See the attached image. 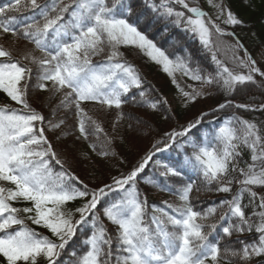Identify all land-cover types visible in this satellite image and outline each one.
Instances as JSON below:
<instances>
[{"label": "snow or ice", "instance_id": "obj_1", "mask_svg": "<svg viewBox=\"0 0 264 264\" xmlns=\"http://www.w3.org/2000/svg\"><path fill=\"white\" fill-rule=\"evenodd\" d=\"M207 2L216 9V20L243 26L223 0ZM161 23L165 32L171 24L198 40L210 55L212 70L194 63L190 52L170 55L158 46L147 33ZM2 34L33 45L19 58L0 45V93L19 106H0V257L6 264H253L256 258V264H264V195L255 190L264 189V135L257 123L235 113L214 127H202L229 105L264 112V104L219 103L179 131L165 133L166 139L157 141L164 147L153 145L161 152L176 145L171 163L153 161L156 151H149L126 174L96 188L72 171L69 157L62 158L45 134L62 140L70 134L62 129L74 116L76 140L87 141L97 156L115 158L112 146L118 137L109 136L102 122L89 115L86 103L99 105L104 113L116 110L114 132L125 119V104L138 102L152 111L168 106L166 99L146 98L142 73L122 49L160 66L185 109L211 89L233 96L241 86L255 84L256 75L264 77L235 32L216 23L198 0H12L0 6ZM224 36L234 38L228 46L232 68L218 56ZM177 72L209 91L191 86L186 91L177 83ZM165 119H172L170 106ZM89 137L103 138L107 147L98 150ZM242 148L250 151L251 162L243 159ZM79 158L91 159L86 152ZM150 162L159 165L154 178L141 175ZM138 177L175 200L149 205ZM201 191L226 195L197 210L194 200ZM23 202L29 206H14Z\"/></svg>", "mask_w": 264, "mask_h": 264}, {"label": "trees", "instance_id": "obj_2", "mask_svg": "<svg viewBox=\"0 0 264 264\" xmlns=\"http://www.w3.org/2000/svg\"><path fill=\"white\" fill-rule=\"evenodd\" d=\"M12 0H0V6H4ZM199 6L204 11H211L208 9L204 0H198ZM224 5L228 10H231L236 14L243 22V26L232 28L221 24L220 26L226 31L235 32L239 37L241 43L250 51L254 56L255 52H264V0H223ZM190 6H192L190 4ZM176 10L185 11L180 5H174ZM220 24L219 20H216ZM166 23V22H165ZM165 23L156 25L148 30L150 38H154L158 46L162 47L168 54H174L178 56H185L187 53H191L194 63H199L202 67L211 71L213 68L210 55L201 47L198 40L194 39L191 35L184 32L181 28L168 24V30L163 31ZM142 26V25H141ZM224 42H234L233 37L225 36L221 38ZM0 45L5 48L13 50L15 57L19 58L21 53L25 50V47L31 49L33 45L28 44L23 40H15L11 34L0 35ZM126 52L127 59L134 63L141 71L144 78L143 89L146 91L148 100L156 101L157 99H166L168 101L171 97L180 96L179 91L172 79L160 68V66L150 62L146 57H142L136 54L135 51L130 49H122ZM37 56L41 53L36 52ZM262 71H264V65H259ZM35 71V68H33ZM177 83L183 87L186 91L190 90L183 82L184 79L188 80L187 76L181 73H176ZM256 83H247L241 86L233 96H225L223 93L211 89L210 94L199 99L195 104L190 105L187 109L183 108L181 104H169L171 108L172 119H165V114L168 112V106L160 105L163 111H152L147 107H141L138 102H130L125 104L123 112L125 119L116 125L115 132L113 131V122L116 120V110L113 109L110 112L104 113L100 110V106L91 102L86 103L84 106L89 115L94 119H99L105 131L109 136L116 135L113 150L118 154L117 157L111 156L102 158L92 152L87 141L76 140V136L79 132L76 130V118L72 116L67 120V127L62 129L70 134L64 136L62 140H57L55 134L46 131V135L49 140L52 141L55 150L60 153L63 158L65 154L69 157L68 163L71 165L72 171L80 177L81 180L89 184L91 188L102 187L106 183H111L112 177H119L122 173L126 174L146 153L149 151H156L153 145L157 148L164 147L163 144H157V141L165 140V133L173 130L179 131L181 126L185 125L189 120L199 115L202 112L211 113L212 109L217 107L219 103H224L226 100H233L234 104H245L250 106L259 107L264 104V80L259 77H255ZM205 91H209L207 87ZM139 89H133V92L138 93ZM42 96H47V93H42ZM131 95V93L129 94ZM137 95V101H139ZM11 105L12 107H19L15 105L5 94L0 93V106ZM34 107L39 108V103H34ZM233 113L239 115L243 119L254 121L257 123L261 130V135H264V112L262 111H249L244 109H236L233 105H229L228 108L217 114H212L210 118H206L202 127L208 129L215 126V123L225 119L227 116ZM47 115V111H45ZM61 116L65 115L63 112ZM132 117V119H129ZM137 118L143 123H138ZM97 144L98 150L106 148L103 143V138L95 140L94 137H89ZM181 138H177L179 141ZM176 145L168 148L166 151H156V155L153 157V161H159L160 163H171L176 154L173 149ZM243 153V159L250 161V151L246 148L241 149ZM86 152L91 157L90 160H84L79 158V153ZM124 161L120 163L119 161ZM240 167H245V164H241ZM58 169V166H57ZM159 173V165L153 162L149 163V166L145 168V172L141 175L147 174V178H154ZM138 180L139 190L147 196L149 205L160 204L163 200L174 201L175 197L165 192H160L154 189L146 181ZM236 185H233V190H236ZM255 190L260 195H264V189L255 187ZM115 193H110V196H115ZM162 196L157 198V196ZM194 197L196 194H193ZM226 194L215 192L201 191L198 198L194 200L197 205V210L207 208L209 205L218 203L224 198ZM105 199H108L106 197ZM244 202L247 203V197ZM16 207L29 206L27 202L16 203ZM75 207L76 205H71ZM110 230H114V226L110 225L107 221ZM30 227L34 228L37 232L43 235H49L46 229L31 224L28 221ZM245 239H251V237H243ZM75 239V238H74ZM71 246V245H70ZM69 246V247H70ZM63 258V257H62ZM259 259V258H256ZM254 259L253 264H256ZM0 264H6L4 259L0 257Z\"/></svg>", "mask_w": 264, "mask_h": 264}, {"label": "rangeland", "instance_id": "obj_3", "mask_svg": "<svg viewBox=\"0 0 264 264\" xmlns=\"http://www.w3.org/2000/svg\"><path fill=\"white\" fill-rule=\"evenodd\" d=\"M204 2L207 4L208 9L211 11V13L208 12V11H205V12H207V13L212 17V19L217 23V21H216V15H217L216 9H214V8L211 7V6H209L207 0H204ZM217 2H219V0H217ZM180 7H181V6H180ZM184 10H185V9H184ZM219 22H220V25L223 24V23H222V19L219 20ZM224 25H225V24H224ZM226 26H228V25H226ZM228 32H232V31H229V30H228ZM224 37H225V36H224ZM226 37H227V36H226ZM221 38H222V37H221ZM239 41H240V40H239ZM240 42H241V41H240ZM233 43H234V42H224V50L218 54L219 58L224 59L226 62H228V66H229L230 68L233 67V65H232L231 62H230L232 53H231L230 50H228V46L231 45V44H233ZM242 44H243V43H242ZM243 46H244V44H243ZM244 48H246V47L244 46ZM246 49H247V48H246ZM247 51H248V53H250V51H249L248 49H247ZM250 54H251V53H250ZM239 55H240L241 57H243V52H242V51L239 52ZM251 56H252V58H253L254 60H256V62H257V66H258V67H259V65H264V52H263V51H257V52H255V55H254V56H253L252 54H251ZM235 70H236V71H240V72H244V71H246V70H242V69H239V68H236ZM256 76L259 77V78H261L262 80H264V77H261V76H259V75H256ZM256 76H255V77H256ZM183 82L187 85L188 88H189V86H191V87H193V88H197V89L205 88V87H206V86L202 85L200 82H198V81H193V80H191V79H188V80H185V79H184ZM189 89H190V88H189ZM168 102H169V104H170V103L173 104V106H175L176 104H181V97H180V96L171 97V98L168 99ZM160 197H162V196H161V195H160V196H159V195L157 196V198H160Z\"/></svg>", "mask_w": 264, "mask_h": 264}]
</instances>
